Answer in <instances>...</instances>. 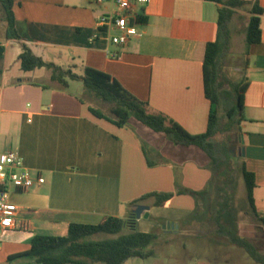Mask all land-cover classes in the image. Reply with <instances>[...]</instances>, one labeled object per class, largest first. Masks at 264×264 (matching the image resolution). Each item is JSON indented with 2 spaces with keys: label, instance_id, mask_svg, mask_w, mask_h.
<instances>
[{
  "label": "crops",
  "instance_id": "obj_1",
  "mask_svg": "<svg viewBox=\"0 0 264 264\" xmlns=\"http://www.w3.org/2000/svg\"><path fill=\"white\" fill-rule=\"evenodd\" d=\"M14 1L21 40L7 39L0 24V47L5 48L0 63V158L18 153L35 184L27 192L8 186L9 200L18 207L17 223L14 229L0 228V264H33L30 257H16L31 249L36 236H63L71 224L127 218L138 205L150 207L136 219L140 232L158 230V220L177 226L165 228V234L199 229L202 220L193 217L197 203L190 195L177 194V177L181 188L201 191L207 186L211 160L202 150L176 144L134 119L120 128L96 118L88 103L71 92V83L67 89L60 87L47 68L24 71L19 56L27 46L45 62L78 76L86 68L102 71L152 111L199 135L207 131L211 108L203 64L207 45L217 38L221 6L208 0H149L136 7L146 18L142 35L119 46L106 34L91 41L97 15L110 4ZM258 1L263 10L261 41L245 54L240 139L246 170L254 175V204L264 218V0ZM153 193L174 196L162 207L153 206L152 198L132 207Z\"/></svg>",
  "mask_w": 264,
  "mask_h": 264
},
{
  "label": "trees",
  "instance_id": "obj_2",
  "mask_svg": "<svg viewBox=\"0 0 264 264\" xmlns=\"http://www.w3.org/2000/svg\"><path fill=\"white\" fill-rule=\"evenodd\" d=\"M208 1L221 7L217 38L207 45L203 64L205 94L211 102L207 131L203 134H189L168 116L152 111L148 103L137 99L117 80L102 71L86 68L83 76H78L72 69L65 70L45 62L27 46L23 47L19 60L26 72L49 69L52 81L64 89L69 88L71 82L80 81L84 93L110 106V112L105 113L81 97L98 119L120 128L127 127L134 119L152 131L166 135L176 144L194 146L205 152L211 160L209 170L212 174L207 186L201 191L181 188L177 177V194L194 198L197 203L196 216H200L205 210L200 203H206L212 198L213 203L210 202L206 207L214 224L210 232L227 238L256 263L264 264V255L248 239L239 235L232 208L237 180L242 177L250 209L264 228V218L259 215L254 204V175L246 170L240 142L246 82L243 74L239 80H233L224 71V61L232 46L231 25L234 17L240 16L239 11L242 9H247L249 15L245 28V54H248L250 47L261 41L260 16L263 10L258 0ZM14 4V0H0V24L5 26L7 39L21 40L15 26ZM140 18L142 23L146 22L144 16ZM4 58L5 48L0 47V63ZM220 135L227 137L218 142L217 137ZM232 148H235L238 160L234 166L229 157ZM149 165L153 164L149 162ZM173 196L174 194L153 193L138 199L132 207L150 198L154 199L153 206L162 207ZM100 234L107 238L94 239ZM156 240L155 231L144 233L137 230L136 216L131 213L127 218L106 217L97 225L71 224L67 234L63 236H36L31 249L16 258L30 257L33 264H124L129 259L155 256L153 244Z\"/></svg>",
  "mask_w": 264,
  "mask_h": 264
},
{
  "label": "rangeland",
  "instance_id": "obj_3",
  "mask_svg": "<svg viewBox=\"0 0 264 264\" xmlns=\"http://www.w3.org/2000/svg\"><path fill=\"white\" fill-rule=\"evenodd\" d=\"M239 15L234 17L231 25L233 30L232 46L224 61V71L233 80L240 79L246 59L245 28L249 14L247 9L244 8L239 11ZM20 73L25 75L23 72ZM31 77H34L33 74ZM71 85V92L79 97H84L91 105L101 108L105 113L110 112L109 105L84 93L82 83L71 82ZM226 137L225 135H220L217 137V141L221 142ZM235 154V148L230 149L229 157L233 166L238 162ZM202 155L203 157L207 156L205 152H202ZM192 199L194 200V198ZM232 200V208L236 215L235 222L239 235L248 239L258 249L260 254L264 255V228L250 209L242 177L237 180ZM210 202L213 203L212 198L206 203L204 201L200 203L201 208L205 207L200 216H196L195 212L193 213V217L202 220L201 225L198 227L199 229L191 226L187 231L181 228L179 234H165L166 231L163 227L165 221L158 220V230H154L157 233V240L153 244L155 256L148 259H139L136 264H198L199 262L208 264H258L243 249L230 243L227 238L210 232L212 226H214L206 209L211 204ZM105 238L107 236L103 234L94 237V239L98 240Z\"/></svg>",
  "mask_w": 264,
  "mask_h": 264
},
{
  "label": "built area",
  "instance_id": "obj_4",
  "mask_svg": "<svg viewBox=\"0 0 264 264\" xmlns=\"http://www.w3.org/2000/svg\"><path fill=\"white\" fill-rule=\"evenodd\" d=\"M98 6L110 4L109 10L98 14L95 19V33L91 41L99 40L102 35H109L111 44L125 46L131 39L142 35L141 16L136 7L145 5L149 0H95ZM113 58L116 55H112ZM35 184L31 171L24 165L23 159L16 152H8L0 158V228L10 230L16 227L18 207L8 197V186L18 192H27Z\"/></svg>",
  "mask_w": 264,
  "mask_h": 264
},
{
  "label": "water",
  "instance_id": "obj_5",
  "mask_svg": "<svg viewBox=\"0 0 264 264\" xmlns=\"http://www.w3.org/2000/svg\"><path fill=\"white\" fill-rule=\"evenodd\" d=\"M241 141V144H244V140L243 138L240 139ZM244 148H242V155H244ZM150 207L147 206V205H138L134 210H133V213L135 214L136 216V219H140L142 217V214L145 212V211H149ZM145 218H148L149 217V214L148 213H145L144 215ZM164 229L165 228H170V229H177V226L176 225H173V224H167V225H164L163 226Z\"/></svg>",
  "mask_w": 264,
  "mask_h": 264
}]
</instances>
